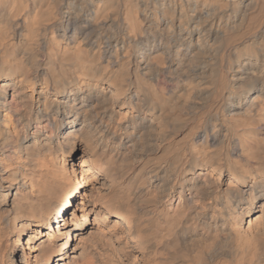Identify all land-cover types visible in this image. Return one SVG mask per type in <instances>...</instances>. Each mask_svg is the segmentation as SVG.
I'll list each match as a JSON object with an SVG mask.
<instances>
[{
  "label": "bare ground",
  "instance_id": "bare-ground-1",
  "mask_svg": "<svg viewBox=\"0 0 264 264\" xmlns=\"http://www.w3.org/2000/svg\"><path fill=\"white\" fill-rule=\"evenodd\" d=\"M0 264H264V0H0Z\"/></svg>",
  "mask_w": 264,
  "mask_h": 264
},
{
  "label": "rangeland",
  "instance_id": "rangeland-1",
  "mask_svg": "<svg viewBox=\"0 0 264 264\" xmlns=\"http://www.w3.org/2000/svg\"><path fill=\"white\" fill-rule=\"evenodd\" d=\"M18 247V246H17Z\"/></svg>",
  "mask_w": 264,
  "mask_h": 264
}]
</instances>
